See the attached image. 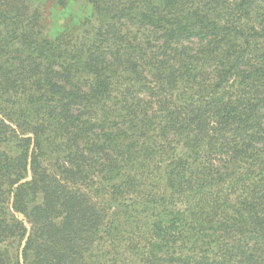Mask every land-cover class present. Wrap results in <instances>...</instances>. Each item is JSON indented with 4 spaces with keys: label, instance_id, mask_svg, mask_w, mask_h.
I'll return each instance as SVG.
<instances>
[{
    "label": "trees",
    "instance_id": "16d2710c",
    "mask_svg": "<svg viewBox=\"0 0 264 264\" xmlns=\"http://www.w3.org/2000/svg\"><path fill=\"white\" fill-rule=\"evenodd\" d=\"M86 2L0 0V264H264V0Z\"/></svg>",
    "mask_w": 264,
    "mask_h": 264
},
{
    "label": "rangeland",
    "instance_id": "374dc122",
    "mask_svg": "<svg viewBox=\"0 0 264 264\" xmlns=\"http://www.w3.org/2000/svg\"><path fill=\"white\" fill-rule=\"evenodd\" d=\"M42 4L45 29L57 33L66 26L73 25L87 12L86 0H32Z\"/></svg>",
    "mask_w": 264,
    "mask_h": 264
}]
</instances>
